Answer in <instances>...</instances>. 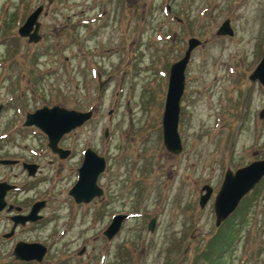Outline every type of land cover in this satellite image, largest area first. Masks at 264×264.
<instances>
[{
	"label": "rangeland",
	"instance_id": "obj_1",
	"mask_svg": "<svg viewBox=\"0 0 264 264\" xmlns=\"http://www.w3.org/2000/svg\"><path fill=\"white\" fill-rule=\"evenodd\" d=\"M37 5L32 43L16 32ZM225 19L232 35H215ZM190 37L201 43L184 70L172 154L160 118L169 64ZM263 49L264 0H0V157L38 162L28 194L43 200L39 224L0 236V264H210L201 250L231 226L218 264H264V176L236 212L218 225L213 214L224 171L264 158V87L248 79ZM39 105L91 113L62 137L72 156L21 128ZM86 147L105 160L102 194L75 203L67 191ZM19 170L0 166V178L17 182ZM113 215L125 217L106 239ZM8 227L0 218V234ZM16 240L43 245L41 260L14 259Z\"/></svg>",
	"mask_w": 264,
	"mask_h": 264
},
{
	"label": "water",
	"instance_id": "obj_2",
	"mask_svg": "<svg viewBox=\"0 0 264 264\" xmlns=\"http://www.w3.org/2000/svg\"><path fill=\"white\" fill-rule=\"evenodd\" d=\"M41 6L36 7L29 13L22 25L17 29V34L26 37L28 42L35 43L39 40L37 15ZM215 35H232V29L229 21L225 19L221 22L215 31ZM200 44V41L194 37L186 40V47L182 56L170 63L168 67L166 90L164 95L163 107L160 118L162 144L167 152L178 154L181 151V144L177 132V120L179 112V99L183 91L184 70L189 60L191 51ZM250 80H256L264 87V49L260 60L248 76ZM264 110L260 111L259 116L263 115ZM89 111H76L67 109L58 105L51 107L43 106L31 113L25 115V125L34 124L45 134L47 147L53 152L58 153L59 157H65L67 150L57 147L60 137L71 129L80 126L90 117ZM106 131H104V136ZM1 162V161H0ZM9 162V161H2ZM104 159L98 156L90 148L83 152L82 161L77 168V178L73 185L68 189V194L75 203L88 202L93 197L102 194V190L96 184L99 173L104 169ZM264 176V158L249 162L238 167L235 170L226 169L218 191L213 199V214L215 225H218L229 213L237 206L240 199L249 192L254 185ZM8 188L4 182H0V209L3 206V194ZM203 194L198 197V205L201 207L211 192L208 185H203L201 191ZM43 204L37 203L32 206L29 212V220L37 219L36 210ZM27 218V217H26ZM124 215L112 216L110 223L103 230V235L110 239L119 229L120 221ZM153 219L148 224V230L152 229ZM10 233L5 234V236ZM16 259L40 261L45 253V247L38 243L17 242L12 250Z\"/></svg>",
	"mask_w": 264,
	"mask_h": 264
},
{
	"label": "flooded vegetation",
	"instance_id": "obj_3",
	"mask_svg": "<svg viewBox=\"0 0 264 264\" xmlns=\"http://www.w3.org/2000/svg\"><path fill=\"white\" fill-rule=\"evenodd\" d=\"M46 106V105H39L36 107H33L31 110L26 111L24 113V118L21 123V128H26L30 130H40L36 125L34 124H29L25 125V115L27 113H31L35 111L36 109ZM53 106V105H50ZM46 106V107H50ZM70 132V131H69ZM67 134V133H66ZM66 134L62 135L57 142V147L61 148L62 150H67V154L65 157H59L58 153L53 152L49 147V151L52 153V155L60 158V159H66L70 156H72V150L66 147H63L60 142L62 141V137L65 136ZM0 166L1 167H13V166H18L20 168L19 170V175H22L20 177V180L17 182H13L12 180L6 179V178H0V182H4L8 186V188L4 191L3 194V206L0 209V218L6 219L7 223L9 224V227L7 231L2 232L0 236L5 239H12L15 237V233L17 231H23L24 228H29L30 225H35L39 224L43 218L42 215L39 213V210H36L35 216H37V219L29 220V212L32 209V206L43 202L42 199L40 198H35L33 200H29V190L30 187H34L35 180L39 179V174H40V166L38 162L32 161L30 159H26L25 157H19V156H13V157H0ZM2 161H9V162H2ZM77 169V168H76ZM39 181V180H38ZM38 181L36 183H38ZM42 200V201H41ZM43 206V204L41 205ZM40 206V207H41ZM39 207V208H40ZM27 217V218H26ZM10 233L9 236H4L5 234ZM20 241V240H16Z\"/></svg>",
	"mask_w": 264,
	"mask_h": 264
},
{
	"label": "trees",
	"instance_id": "obj_4",
	"mask_svg": "<svg viewBox=\"0 0 264 264\" xmlns=\"http://www.w3.org/2000/svg\"><path fill=\"white\" fill-rule=\"evenodd\" d=\"M239 206L240 205L238 203V205L231 214L236 212L239 209ZM235 234L236 233L234 231V228L231 226L227 230L223 231L222 234L218 233L217 235L212 236L208 240L209 243L205 245L203 250H201V252H203L202 255L204 256V258L208 259L210 264H218V262L220 261V254L224 251L227 246L232 243Z\"/></svg>",
	"mask_w": 264,
	"mask_h": 264
}]
</instances>
